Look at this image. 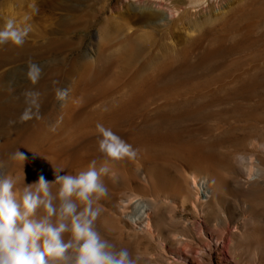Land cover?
Returning <instances> with one entry per match:
<instances>
[{
    "label": "rangeland",
    "instance_id": "rangeland-1",
    "mask_svg": "<svg viewBox=\"0 0 264 264\" xmlns=\"http://www.w3.org/2000/svg\"><path fill=\"white\" fill-rule=\"evenodd\" d=\"M7 18L31 26L25 41L34 48L53 37L68 43L56 60L0 69L12 70L17 95L27 84L39 93L40 115L15 120L5 146L0 132V172L19 177V189L40 175L54 180L53 166L65 175L93 159L99 165L102 123L139 150L134 160L109 161L115 177H104L97 221L106 238L139 253L142 264H234L208 247L217 241L211 230L224 232L222 218L232 214L236 263L264 264V220L247 223L232 179L264 174V0H0V28ZM30 61L42 69L35 84ZM56 88L68 89L66 100ZM17 150L24 161L10 159ZM207 161L229 187L218 206L201 211L175 188L196 171L206 199ZM254 195L264 209V190ZM153 199L160 201L150 207ZM147 214L151 236L140 226Z\"/></svg>",
    "mask_w": 264,
    "mask_h": 264
},
{
    "label": "clouds",
    "instance_id": "clouds-1",
    "mask_svg": "<svg viewBox=\"0 0 264 264\" xmlns=\"http://www.w3.org/2000/svg\"><path fill=\"white\" fill-rule=\"evenodd\" d=\"M30 31V25L18 26L7 18L0 28V45L23 46ZM41 74V67L30 61L27 77L33 84ZM55 95L64 101L68 89L56 88ZM25 96L28 107L19 117L21 123L40 118L39 93L29 91ZM96 130L98 150L104 157L99 165L93 159L83 170L65 175H61L63 167L53 166L54 180L40 175L19 189V177L0 172V264H142L139 253L118 247L97 227L104 211L100 201L108 196L104 177H115L109 161L134 160L139 150L102 123L96 124ZM10 159L26 157L17 150ZM4 167L0 163V169Z\"/></svg>",
    "mask_w": 264,
    "mask_h": 264
},
{
    "label": "bare ground",
    "instance_id": "bare-ground-1",
    "mask_svg": "<svg viewBox=\"0 0 264 264\" xmlns=\"http://www.w3.org/2000/svg\"><path fill=\"white\" fill-rule=\"evenodd\" d=\"M10 10H12V8L9 9V12ZM67 43L68 41L64 37H53L49 39L48 43H45L43 45L40 44V46H35V48L32 46L31 43L27 41H25L23 46H16L11 42L0 45V69L8 65L17 63V61L19 62L20 60L26 61L37 58L40 59V57L41 58L49 57V59L56 60L59 56L61 57ZM11 73L12 70L10 69L0 72V132L1 135H4L3 138H6L5 141L2 142V144L4 142L7 144L12 143L13 140L15 139L14 138L15 136L12 135L13 127L15 126L14 124H10L9 121H15L19 119L20 115L28 105L26 103L25 93L32 91V88L27 86L28 84L27 85L25 84L26 86L23 87V91H22L23 94L20 95L21 97L17 95L16 86L19 84L17 83H16L17 85L15 84L16 80L15 79L13 80L14 75H12ZM17 89H19V87H17ZM32 92L35 91L33 90ZM23 98H25V100H23ZM27 125L30 126L28 123ZM24 127L25 126H23V128ZM3 147L1 146V148ZM207 162L208 164L205 165L206 166L209 165V168L206 167V169L203 171L204 172L203 174H205L204 176L205 179L209 182L208 183L209 189L203 191L205 192V196L207 197L206 199L202 200V195H201L202 192L198 187L199 182L202 181V178L199 177L196 171H194L190 175H187L189 176L188 178L184 177L185 179L183 178L184 180L182 179V182L178 183L177 187L175 188L178 191L183 188L184 196H185L183 197V199L188 200L189 203L192 204L195 209L196 207H200L201 211L207 210L205 208H208V204L218 206L217 205L218 201L222 200L221 194L223 193L224 190H226L225 188L228 189L229 187V182H227L226 179H223V177L215 171V168L212 166V163H209V161ZM232 179L234 182L238 184V188L241 191L240 194H237L236 196H237L238 204L247 210V218H246L247 223L252 222L253 220L254 221L264 220V209L261 207V205L258 204L257 199L254 195L256 194V192L264 190V174H253L251 171H248L246 173H243L242 171H238L233 175ZM166 198L169 199L170 196ZM159 201H160L159 199L158 200L153 199L151 201L150 207L156 206ZM173 201H175V199ZM221 203H222V207L226 209L227 204H225V202L224 203L221 202ZM120 207L124 209L126 206L121 202ZM139 219L141 220L140 221L141 229L144 231L146 236H151L152 235L151 228L154 223L152 216L147 214L146 216L145 215L141 216ZM222 221L225 225V231L219 233L217 229L211 230L212 232L217 233V241L214 242L212 240H208L209 241L208 247H210L209 249L211 250L212 246L210 244L214 243L215 246L217 247L216 251L223 252L222 257H226L227 261H228V257L232 259L234 258L233 259V261L235 262L234 264H237L235 258L237 256L231 253V252H238V246L236 245V243H233L235 242V240H238L237 239L238 234L233 229L234 222H233L232 214L230 215L225 214L224 218H222ZM132 225H133L132 227H135L134 224ZM201 251L204 250L201 249ZM227 264H233V263L228 261Z\"/></svg>",
    "mask_w": 264,
    "mask_h": 264
}]
</instances>
